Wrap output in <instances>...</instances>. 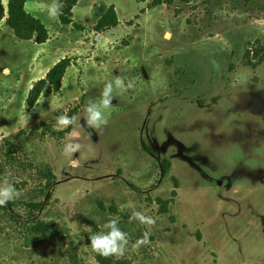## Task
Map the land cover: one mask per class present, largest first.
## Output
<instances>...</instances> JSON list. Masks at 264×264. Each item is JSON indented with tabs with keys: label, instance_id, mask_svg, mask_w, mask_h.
<instances>
[{
	"label": "rangeland",
	"instance_id": "obj_1",
	"mask_svg": "<svg viewBox=\"0 0 264 264\" xmlns=\"http://www.w3.org/2000/svg\"><path fill=\"white\" fill-rule=\"evenodd\" d=\"M49 3L25 5L47 44L0 21V179L20 193L0 207V264H100L88 240L112 217L130 239L112 262L264 264V62H243L264 44V0H78L66 26L47 20ZM111 5L121 26L98 44ZM63 58L59 91L46 84L28 107ZM116 76L135 88L114 92L107 126L87 129L86 105ZM62 114L76 120L58 129ZM69 142L80 151L65 155ZM133 211L156 220L138 251L146 228Z\"/></svg>",
	"mask_w": 264,
	"mask_h": 264
},
{
	"label": "clouds",
	"instance_id": "obj_2",
	"mask_svg": "<svg viewBox=\"0 0 264 264\" xmlns=\"http://www.w3.org/2000/svg\"><path fill=\"white\" fill-rule=\"evenodd\" d=\"M64 5L62 0H51L46 6V18L50 22L58 21L62 15V9ZM9 69H5V72H9ZM135 88V80L129 79L125 82L119 76H116L113 80L105 82L103 89L100 93V97L96 101H89L86 105L84 112L85 117L83 126L87 129H91L94 132L99 131L103 127L107 126L109 120L105 115V112L110 109L114 101V92L119 95H123L129 90ZM29 120V116L26 117ZM76 120V117H70L67 114H62L56 118V126L58 129H64L72 125ZM91 136V132H89ZM81 145L77 142H69L64 146L63 152L65 155L71 156L80 151ZM78 161L72 159L70 166L76 167ZM19 191L15 187V184L11 181L10 176H5L0 179V207L7 205L9 201L18 198ZM138 222L144 226L146 230L143 232L141 238L137 239L134 243H131V250L138 251L140 247L150 244L151 232L150 229L155 225L156 220L145 214L142 211H133L129 217V223ZM105 231L93 233L88 240L89 251L95 256L102 258H123L129 251L130 239L126 232H124L119 225V217L110 218L104 225Z\"/></svg>",
	"mask_w": 264,
	"mask_h": 264
},
{
	"label": "trees",
	"instance_id": "obj_3",
	"mask_svg": "<svg viewBox=\"0 0 264 264\" xmlns=\"http://www.w3.org/2000/svg\"><path fill=\"white\" fill-rule=\"evenodd\" d=\"M27 0H7V9H4L0 1V21L5 18L7 26L14 32V35L20 40L34 39L36 43L43 44L48 41V30L44 24L34 18L25 9ZM78 0H62L64 5L62 15L59 21L62 25H69L72 23V10L77 4ZM119 21L114 7L111 5L106 11L100 15L94 30L96 32H103L118 26ZM243 62L250 67H257L264 62V44H253L245 50L243 55ZM70 66V59H60L52 66L45 74L44 79L37 81L30 89L26 98L28 107H33L41 96V93L46 84L51 85L54 92H58L61 87V82L64 78L67 68ZM96 260L100 264H131L127 260H118L112 262L110 258H102L96 256Z\"/></svg>",
	"mask_w": 264,
	"mask_h": 264
},
{
	"label": "crops",
	"instance_id": "obj_4",
	"mask_svg": "<svg viewBox=\"0 0 264 264\" xmlns=\"http://www.w3.org/2000/svg\"><path fill=\"white\" fill-rule=\"evenodd\" d=\"M116 15H117V13H116ZM100 17V16H99ZM98 17V18H99ZM117 18H118V16H117ZM118 21H119V24H118V26H116L115 28H112V29H110V30H106V31H103V32H96L95 31V34H94V38H97L96 40H97V42L96 43H98V44H100L101 42H106L107 40H109V38H111L112 36H111V34L113 33V32H115V31H117L118 30V28H120V26H121V22H120V20H119V18H118ZM66 26V25H65ZM47 42H50V39H48V41ZM45 44H47V43H45ZM58 60V59H57ZM56 60V61H57ZM56 61H54V63H52V65H55V63H57ZM51 65V66H52ZM49 68H51V67H49ZM49 68H47V69H49ZM68 69V68H67ZM48 71V70H47ZM65 76V75H64ZM63 81V80H62ZM127 258H125V259H115L116 261H118V260H126Z\"/></svg>",
	"mask_w": 264,
	"mask_h": 264
}]
</instances>
